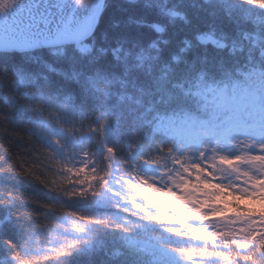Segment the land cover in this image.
<instances>
[{
	"label": "snow or ice",
	"instance_id": "1",
	"mask_svg": "<svg viewBox=\"0 0 264 264\" xmlns=\"http://www.w3.org/2000/svg\"><path fill=\"white\" fill-rule=\"evenodd\" d=\"M0 264H264V0H0Z\"/></svg>",
	"mask_w": 264,
	"mask_h": 264
},
{
	"label": "trees",
	"instance_id": "2",
	"mask_svg": "<svg viewBox=\"0 0 264 264\" xmlns=\"http://www.w3.org/2000/svg\"><path fill=\"white\" fill-rule=\"evenodd\" d=\"M17 139H19L20 143H19V147L13 146L16 147V153H17V155H14V159L17 158L26 159L30 163L33 162V158L29 157L27 155V152L28 149L32 148L35 145V141L29 140V138L25 136L23 132L19 133ZM18 171L19 169H14V173ZM26 180H31V177H24V176L16 177L15 175H13V178L6 181V183L9 186H11L14 190L21 192L23 194L21 198L24 199L26 202L29 196L34 197V199L39 202L41 193L26 191Z\"/></svg>",
	"mask_w": 264,
	"mask_h": 264
}]
</instances>
